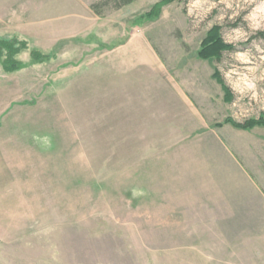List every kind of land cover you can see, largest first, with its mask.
Instances as JSON below:
<instances>
[{
    "label": "rangeland",
    "instance_id": "1",
    "mask_svg": "<svg viewBox=\"0 0 264 264\" xmlns=\"http://www.w3.org/2000/svg\"><path fill=\"white\" fill-rule=\"evenodd\" d=\"M99 1L0 0V264H264V0Z\"/></svg>",
    "mask_w": 264,
    "mask_h": 264
},
{
    "label": "trees",
    "instance_id": "2",
    "mask_svg": "<svg viewBox=\"0 0 264 264\" xmlns=\"http://www.w3.org/2000/svg\"><path fill=\"white\" fill-rule=\"evenodd\" d=\"M134 0H100L98 3L93 4L91 7L96 12L99 13V9L103 5H107L112 2L114 8H120L131 3ZM176 0H161L156 3L146 14L147 17L155 16L156 11L161 5L173 2ZM263 35V33H261ZM17 41L0 39V58H2V67L6 72H12L19 68L20 62L14 58V56L19 52L18 49H14V45ZM21 50V49H19ZM234 50L232 44L226 43L220 34L219 26H213L209 29L202 39L196 55L201 59L208 60H218L225 51ZM33 59L37 60L32 56ZM212 77L217 80L220 84L222 90L224 91V96L227 100L233 98L229 87L225 84L219 70L214 68ZM230 124L237 128L250 129L255 126H264V119H248L243 123L234 121L232 119L227 120Z\"/></svg>",
    "mask_w": 264,
    "mask_h": 264
}]
</instances>
